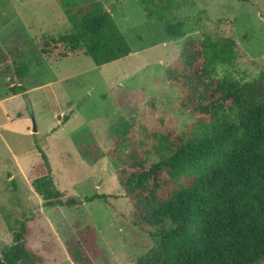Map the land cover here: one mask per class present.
<instances>
[{"label":"rangeland","instance_id":"374dc122","mask_svg":"<svg viewBox=\"0 0 264 264\" xmlns=\"http://www.w3.org/2000/svg\"><path fill=\"white\" fill-rule=\"evenodd\" d=\"M92 2L111 14L131 56L101 67L87 56L45 59L37 41L70 30L65 4ZM207 36L233 39L230 71L253 90L264 89V0H0V50L11 58L23 50L31 69L27 92L14 96L13 71L5 76L6 65L0 68V253L22 221L43 264H74L67 243L88 226L102 252L94 264H139L158 250L151 235L159 228L139 221L118 171L128 168L134 146L152 166L158 160L139 144L192 124L193 103L217 76L190 82L171 69L184 53L188 62L201 59L197 41ZM40 150L64 200L81 205L45 206L33 188L44 163ZM96 195L106 200L87 201Z\"/></svg>","mask_w":264,"mask_h":264},{"label":"trees","instance_id":"16d2710c","mask_svg":"<svg viewBox=\"0 0 264 264\" xmlns=\"http://www.w3.org/2000/svg\"><path fill=\"white\" fill-rule=\"evenodd\" d=\"M71 27L66 34L37 41L47 60L90 57L101 67L132 54V48L111 14L100 2L79 8L65 4ZM181 35V33L179 34ZM235 41L209 36L197 41L198 61L179 57L175 69L193 82L208 73L217 76L192 105V124L182 132L165 128L148 148L158 161L147 167L144 153L132 147L127 169L118 179L134 214L142 224L159 228L151 235L158 250L139 264H264V89L231 71ZM12 58L0 50V68L13 71L9 91L27 92L24 80L31 69L24 51ZM14 56V57H13ZM188 71V74L185 73ZM17 81L20 83H17ZM115 144L122 145L117 139ZM131 144V142H130ZM143 152V151H141ZM34 173L33 188L46 207L73 208L83 202L64 200L52 178L49 159ZM103 199L96 195L88 202ZM11 228L12 244L0 253V264H43L44 257L28 245L31 230L22 221ZM91 226L68 241L74 264H94L102 256Z\"/></svg>","mask_w":264,"mask_h":264},{"label":"water","instance_id":"95a60500","mask_svg":"<svg viewBox=\"0 0 264 264\" xmlns=\"http://www.w3.org/2000/svg\"><path fill=\"white\" fill-rule=\"evenodd\" d=\"M35 132H37V129H36V127H35V130H34Z\"/></svg>","mask_w":264,"mask_h":264},{"label":"crops","instance_id":"0c3cea01","mask_svg":"<svg viewBox=\"0 0 264 264\" xmlns=\"http://www.w3.org/2000/svg\"><path fill=\"white\" fill-rule=\"evenodd\" d=\"M131 56V55H130Z\"/></svg>","mask_w":264,"mask_h":264}]
</instances>
